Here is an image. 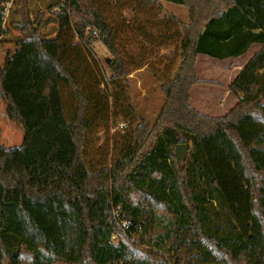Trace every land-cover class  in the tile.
<instances>
[{
    "label": "trees",
    "instance_id": "obj_1",
    "mask_svg": "<svg viewBox=\"0 0 264 264\" xmlns=\"http://www.w3.org/2000/svg\"><path fill=\"white\" fill-rule=\"evenodd\" d=\"M9 1L0 0V38ZM103 1L60 2L52 37L20 10L15 26L23 36L0 65L5 113L23 130L20 145L0 144V264H172L169 248L180 231L195 234L223 264H264V0H139L157 10L159 1L188 9L186 21L166 14L154 32L135 26L136 35L172 47L179 59L173 73L170 65L165 79L157 76L164 102L151 121L122 89L146 60L126 61ZM75 37L85 45L101 40L112 55L109 78L82 85L65 61ZM254 44L259 49L228 86L235 105L215 117L195 110V57L237 58ZM101 85L109 91L103 101ZM63 87L74 100L69 117ZM109 109L125 126L112 136L109 159L94 168L86 137L108 122ZM178 143L189 144L183 162L174 156ZM122 186L151 202V232ZM182 261L188 264V250Z\"/></svg>",
    "mask_w": 264,
    "mask_h": 264
},
{
    "label": "rangeland",
    "instance_id": "obj_2",
    "mask_svg": "<svg viewBox=\"0 0 264 264\" xmlns=\"http://www.w3.org/2000/svg\"><path fill=\"white\" fill-rule=\"evenodd\" d=\"M63 0H25L21 9L19 0L6 3L4 20V35L0 38V65L8 51L12 54L18 47L17 40L22 38L23 33L15 26L22 22L21 14L30 24L38 28L44 37H52L58 30V18L56 16L57 5ZM161 10L156 5L142 4L139 0H104L105 17L119 29L117 44L128 63L137 64L146 60L143 67L133 70L127 76L126 86L123 90L130 98V102L139 116L151 121L159 112L164 94L161 91L157 76L162 79L167 77L165 67L170 66L172 73L176 70L179 59L174 56L172 47L161 48L151 42L149 38L139 37L135 33V26L143 24L144 27L154 32V26L159 25V20L166 14H174L181 20L186 21L188 9L185 5L159 1ZM37 22V23H36ZM153 28V29H152ZM86 31L89 27L86 26ZM75 46L69 50L65 61L74 68L76 76L83 86L93 84L97 78H109L111 71L108 61L112 58L101 40L93 39L90 45H85L77 37L71 42ZM82 44V45H81ZM259 48L252 45L241 57L216 60L204 55H197L194 59L196 78L201 82L194 84L189 91V104L197 111L207 116H221L230 110L237 102V97L229 93L228 86L243 65L247 56ZM124 85V83L122 84ZM101 100H105L108 88L101 85ZM264 101V100H263ZM62 104L69 117L74 110V100L67 87L62 89ZM6 102L0 98V144L7 147L18 146L23 138V130L14 121L9 120L5 113ZM93 111L89 108V114ZM119 112V109H116ZM114 111H105L102 117H108V122L99 126L93 125L87 134L85 144V157L87 164L96 168L101 159H109L111 151V139L114 133L123 132L125 121L121 116L114 117ZM121 192L128 198L139 201L140 214L144 229L149 233L154 223V210L151 202L146 197H136L128 186H122ZM194 240L189 244V237ZM113 240L116 239L113 237ZM148 246L149 241L142 242ZM188 250V264H223L222 258L208 253L203 242L196 238L195 234L189 235L187 231L176 234L173 244L169 248L172 264H182V257Z\"/></svg>",
    "mask_w": 264,
    "mask_h": 264
},
{
    "label": "water",
    "instance_id": "obj_3",
    "mask_svg": "<svg viewBox=\"0 0 264 264\" xmlns=\"http://www.w3.org/2000/svg\"><path fill=\"white\" fill-rule=\"evenodd\" d=\"M189 148L188 143H178L174 147V156L179 162H183Z\"/></svg>",
    "mask_w": 264,
    "mask_h": 264
},
{
    "label": "crops",
    "instance_id": "obj_4",
    "mask_svg": "<svg viewBox=\"0 0 264 264\" xmlns=\"http://www.w3.org/2000/svg\"><path fill=\"white\" fill-rule=\"evenodd\" d=\"M164 2H165V1H164ZM258 49H259V48H258ZM258 49H257V50H258ZM257 50H256V51H257ZM254 52H255V51H254ZM254 52H253V53H254ZM253 53L249 54V55L247 56V58L245 59V61H246V60H247V59H248ZM242 56H243V55H242ZM240 57H241V56H240ZM237 58H238V57H237ZM245 61H244V63H245ZM244 63H243V64H244ZM242 66H243V65H242ZM242 66H241V67H242ZM241 67L238 69V71L241 69ZM229 93H231V92H229ZM6 116H7V115H6ZM7 118H8V117H7Z\"/></svg>",
    "mask_w": 264,
    "mask_h": 264
}]
</instances>
